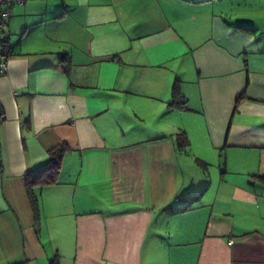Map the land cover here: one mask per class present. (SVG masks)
Segmentation results:
<instances>
[{"label": "crops", "instance_id": "0c3cea01", "mask_svg": "<svg viewBox=\"0 0 264 264\" xmlns=\"http://www.w3.org/2000/svg\"><path fill=\"white\" fill-rule=\"evenodd\" d=\"M23 1L0 264H264V0ZM62 145L36 215L26 177Z\"/></svg>", "mask_w": 264, "mask_h": 264}, {"label": "trees", "instance_id": "16d2710c", "mask_svg": "<svg viewBox=\"0 0 264 264\" xmlns=\"http://www.w3.org/2000/svg\"><path fill=\"white\" fill-rule=\"evenodd\" d=\"M6 44L8 43V40L5 39ZM7 45H5L4 50L6 49ZM8 56L11 55V45L8 46ZM185 104V99L181 95L179 91V87L176 84L174 87V101L172 103V106H180L182 107ZM186 145L185 140H183L180 143L181 147H184ZM66 152V148L64 145L57 147L56 149L51 151L50 154V160L46 164V166L38 171L29 173L26 177L27 185L29 188V197L32 202V205L34 207V210L38 212V205H37V198L34 195L33 188L37 185H48V184H54L58 180V176L61 169L62 159L64 157V154ZM264 181V180H263ZM52 264H59L57 261H54Z\"/></svg>", "mask_w": 264, "mask_h": 264}, {"label": "built area", "instance_id": "2783aa9c", "mask_svg": "<svg viewBox=\"0 0 264 264\" xmlns=\"http://www.w3.org/2000/svg\"><path fill=\"white\" fill-rule=\"evenodd\" d=\"M23 0H0V76L8 71V46L10 43L5 42V29L12 18L13 10L17 5L22 4ZM5 45H7L4 50ZM1 166V161H0Z\"/></svg>", "mask_w": 264, "mask_h": 264}]
</instances>
